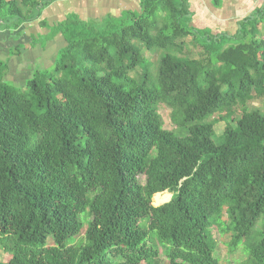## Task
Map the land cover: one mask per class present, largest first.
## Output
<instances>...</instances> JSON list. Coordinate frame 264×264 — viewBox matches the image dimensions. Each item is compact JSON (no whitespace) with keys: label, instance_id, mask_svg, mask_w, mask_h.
Instances as JSON below:
<instances>
[{"label":"trees","instance_id":"obj_1","mask_svg":"<svg viewBox=\"0 0 264 264\" xmlns=\"http://www.w3.org/2000/svg\"><path fill=\"white\" fill-rule=\"evenodd\" d=\"M56 1L0 0V31ZM191 20L190 0L74 14L46 37L66 41L54 71L21 90L0 60V264H161L159 247L167 264H219L215 226L264 264V110L246 108L264 97V0L233 35ZM156 50L157 64L145 55ZM160 105L186 136L165 128ZM216 114L234 124L221 144Z\"/></svg>","mask_w":264,"mask_h":264},{"label":"crops","instance_id":"obj_2","mask_svg":"<svg viewBox=\"0 0 264 264\" xmlns=\"http://www.w3.org/2000/svg\"><path fill=\"white\" fill-rule=\"evenodd\" d=\"M221 1V6L215 7L213 5L214 0H190L192 13L190 25L198 30L199 28L210 27L214 35L222 33L233 35L238 29V21L249 15L263 3V0ZM46 9H44L43 15L36 20L39 25L38 31L31 32L28 30L29 26L35 24V21L23 24L16 31H0V56L3 59L8 57V52H11L13 47L21 46L18 55L10 56L7 59L9 71L6 79L12 83L15 82L9 77H12V73H14L22 76L25 85V82L32 77L30 63L32 65L34 62L41 61L46 66L54 63L59 50L66 46L64 37L58 33L52 40L48 41L46 46H43L44 48L39 44H36L35 47H30L37 34L47 33L46 27L41 25L42 21H47L48 24L54 25L56 21H61L65 15H68V10L70 13L77 14L81 20H101L109 15L118 17L124 11H139L140 0H58L52 7L50 5ZM16 35H20L19 39L14 40Z\"/></svg>","mask_w":264,"mask_h":264},{"label":"rangeland","instance_id":"obj_3","mask_svg":"<svg viewBox=\"0 0 264 264\" xmlns=\"http://www.w3.org/2000/svg\"><path fill=\"white\" fill-rule=\"evenodd\" d=\"M55 3H52L51 7ZM56 5H58V4H56ZM74 14L75 13H73V12L70 13L69 10H68V15H65L63 20L56 21L54 23V25H50L46 21L47 24L45 26L46 27L45 30H46L47 33H45V34H41V33L37 34L36 38L33 39L34 40L33 44H31L30 47H35L36 44L37 45L39 44L42 48H44L43 46H46L48 44V41L52 40V39L47 40L46 37L51 35L53 33L54 28H56L61 22L65 21L68 17H73ZM75 15H77V14H75ZM242 16H243V14H242ZM24 27H25V25H24ZM38 27H39V25L35 21V24L33 26H29L28 30L31 31V32L38 31L39 30ZM199 30L207 31V32L212 33V29L210 27L199 28ZM55 32H56V30H55ZM4 33H6V32H4ZM58 33L61 34L60 32H58ZM19 36L20 35H16L14 40L19 39ZM199 51H201V48H198V50H195L194 56H198V52ZM13 52H14V47L12 48L11 52L10 51L8 52L9 53L8 57L13 56V54H14ZM58 53L56 55V58L58 57ZM164 53L165 52L162 51V50L146 51L145 55H146V57L148 58L149 61L157 64V62L159 61L160 55L164 54ZM8 57L3 59L0 56V60L7 62ZM56 58H55L54 63H50L47 66L45 64H43L41 61L34 62V63H32V65L30 63L29 66L32 68V70H31L32 76L34 74L38 73V72H41V71L43 73L45 72L46 73L45 75L51 74L54 71V69H55ZM9 79H11L12 81L15 82L13 84H14V87L16 88V90H21V89L24 88V79L22 78V76H18V75H15L14 73H12V77H9ZM246 108L248 110L255 109V108H258L260 110H264V97L260 98V99H254L252 101H249L247 103V105H246ZM159 112H160V114L163 117L166 129L173 130L177 135H180V136H186L187 135V127L189 126V124L180 125L181 118H179V117L174 122L172 120V111H171L170 108H168L165 105H160L159 106ZM240 115H241V109L237 107L235 109V112H234V119H237L238 117H240ZM208 120L209 121H211V120L217 121L215 123V126H214L215 134L213 136V140L215 141L216 144H221L222 140H223L222 134H223V132L225 130V127L227 126V124H232L233 122L230 119H228V120H220V115H218V114H216L213 117H210V119H208ZM232 125L234 126V124H232ZM139 180H140L141 183H144L145 182V177L144 176H140ZM153 205L154 206H159L161 204L156 205L155 204V200L153 198ZM222 220L223 221H227V216L224 215L222 217ZM260 224H261V219L257 223V227H256L257 229L256 230H258V227L260 226ZM212 234H213V237H214L215 243H216L215 255L219 259V264H252V262L250 261L249 255L247 254L246 245H241V246L237 247L236 249H232L231 246H230L231 235L229 233H227V232H223L222 228L220 226L213 227ZM159 248H160L159 249V256H158L159 261H160L161 264H167L168 263V259L166 257V252L161 247H159ZM9 259H10V255L7 254L6 252H4L2 249H0V262H7Z\"/></svg>","mask_w":264,"mask_h":264},{"label":"bare ground","instance_id":"obj_4","mask_svg":"<svg viewBox=\"0 0 264 264\" xmlns=\"http://www.w3.org/2000/svg\"><path fill=\"white\" fill-rule=\"evenodd\" d=\"M171 199V194L168 192H164V193H157L154 197L155 200V204L159 205V204H163L168 202Z\"/></svg>","mask_w":264,"mask_h":264},{"label":"water","instance_id":"obj_5","mask_svg":"<svg viewBox=\"0 0 264 264\" xmlns=\"http://www.w3.org/2000/svg\"><path fill=\"white\" fill-rule=\"evenodd\" d=\"M171 196H172V195H171ZM169 201H170V200H169ZM169 201H168V202H169Z\"/></svg>","mask_w":264,"mask_h":264}]
</instances>
